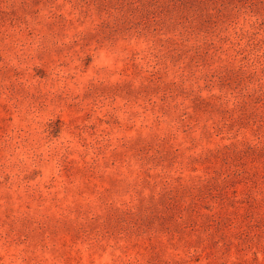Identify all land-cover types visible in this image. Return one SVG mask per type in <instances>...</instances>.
<instances>
[{"label": "rangeland", "instance_id": "374dc122", "mask_svg": "<svg viewBox=\"0 0 264 264\" xmlns=\"http://www.w3.org/2000/svg\"><path fill=\"white\" fill-rule=\"evenodd\" d=\"M0 264H264V0H0Z\"/></svg>", "mask_w": 264, "mask_h": 264}]
</instances>
